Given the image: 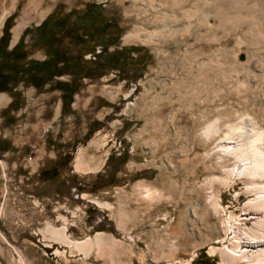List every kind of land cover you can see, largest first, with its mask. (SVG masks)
<instances>
[{"label": "rangeland", "instance_id": "rangeland-1", "mask_svg": "<svg viewBox=\"0 0 264 264\" xmlns=\"http://www.w3.org/2000/svg\"><path fill=\"white\" fill-rule=\"evenodd\" d=\"M88 4L121 37L88 64L69 113L49 87L0 94V264H230L229 228L264 236L242 220L264 190V176L242 175L245 145L264 134V0H0V38L10 19L11 50ZM25 40L27 61L45 60Z\"/></svg>", "mask_w": 264, "mask_h": 264}, {"label": "trees", "instance_id": "trees-1", "mask_svg": "<svg viewBox=\"0 0 264 264\" xmlns=\"http://www.w3.org/2000/svg\"><path fill=\"white\" fill-rule=\"evenodd\" d=\"M9 20L0 38V94L10 92L20 84L37 91L49 87L62 94L63 116L69 113L81 82L91 76L88 64L91 63L94 69L100 67L104 57L110 58V49L118 46L121 37L120 27L108 21L96 5L88 4L83 14L75 10L63 14L56 10L40 26L25 30L20 42L9 50ZM27 38L32 42V49L43 52L45 60L27 61V54L22 53ZM140 52L137 49L115 51L111 57L120 60L124 54L135 55ZM19 54L21 58L17 57ZM88 56L93 61H85ZM118 60L115 67L120 65ZM64 76L71 77V82H57ZM127 154L120 166L127 163ZM70 160V157L66 159L67 164ZM109 161V173L112 170L114 174L118 173L120 169H112L115 157L112 156Z\"/></svg>", "mask_w": 264, "mask_h": 264}, {"label": "bare ground", "instance_id": "bare-ground-1", "mask_svg": "<svg viewBox=\"0 0 264 264\" xmlns=\"http://www.w3.org/2000/svg\"><path fill=\"white\" fill-rule=\"evenodd\" d=\"M18 30L19 29H17L16 32ZM209 132H210V130L208 131V133ZM250 139L251 140L247 143V146L245 145V147H247L248 150L251 152L250 156L253 159V165H252V167L250 166L251 168L245 169L243 171L242 175L249 176L252 178L261 177V176H264V152L261 150L262 149L261 147H260L261 149L258 148V144L263 141L264 134H262V133L258 134L257 133ZM234 146L235 147L232 148L233 151H231V153L236 154L237 152L241 151V149H240V151H238L240 146H236V144H234ZM246 150L247 149H245V153L248 156L249 154H247L248 151L246 152ZM227 152H228V150H227ZM227 152H226V154H227ZM229 152H230V150H229ZM242 153H240V155H242ZM83 164H84L83 162L77 163V169L79 171L82 169ZM262 194L264 196V190H263ZM145 196L148 199H151V197H153V194H150V192H147V194ZM263 196L262 197L260 196L261 199H259V200L261 203L257 207V210H255L254 213L252 214L253 216L245 215L244 218L242 219L244 221H248L250 226H254L256 224L257 226L259 225V226L264 227V221H260V219L257 217L259 212L264 210V197ZM252 220L253 221L255 220L254 224L252 223L253 222ZM245 229H243L241 231L240 229L235 228L233 226L231 228H229V231H231V234H234V236H235V238H234L236 240L235 247H234L235 249H232V253H223V256H225L229 260L228 262L230 264H239V263H242V264H264V236H262V237L254 236V238H251L245 234V231H244ZM49 231H50L52 237L56 241H62L64 243H66V242L69 243L67 237L63 233L58 232V231L53 230V229H50ZM237 237H239V238H237ZM75 247L80 252H84V254H88V251L90 250V242H85L84 244H76Z\"/></svg>", "mask_w": 264, "mask_h": 264}, {"label": "flooded vegetation", "instance_id": "flooded-vegetation-1", "mask_svg": "<svg viewBox=\"0 0 264 264\" xmlns=\"http://www.w3.org/2000/svg\"><path fill=\"white\" fill-rule=\"evenodd\" d=\"M76 200H80V198L79 197H77V199Z\"/></svg>", "mask_w": 264, "mask_h": 264}]
</instances>
